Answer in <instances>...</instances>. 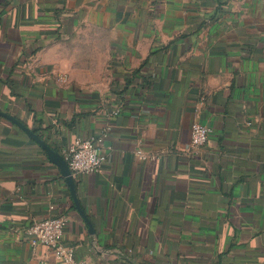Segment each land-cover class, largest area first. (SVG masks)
<instances>
[{"label":"crops","instance_id":"0c3cea01","mask_svg":"<svg viewBox=\"0 0 264 264\" xmlns=\"http://www.w3.org/2000/svg\"><path fill=\"white\" fill-rule=\"evenodd\" d=\"M0 111L62 158L110 127L102 173L73 178L91 236L0 117V264H61L24 234L58 216L90 264H264V0H0Z\"/></svg>","mask_w":264,"mask_h":264},{"label":"built area","instance_id":"2783aa9c","mask_svg":"<svg viewBox=\"0 0 264 264\" xmlns=\"http://www.w3.org/2000/svg\"><path fill=\"white\" fill-rule=\"evenodd\" d=\"M58 81L65 84L67 80L63 76L58 78ZM120 109V104H114L108 119L117 117ZM109 130L110 127L106 126L98 137L77 138L68 145L64 152V160L73 178L102 173L106 156L102 153L101 146ZM210 135L211 130L207 126L193 123L191 126V148L197 149L205 146ZM136 153L141 160L149 158L140 150ZM50 209L53 207L51 206ZM66 225L67 220L63 216L48 217L31 223L25 229L24 234L32 247L42 245L51 249L55 260L61 264H90L86 260L78 259L73 249L63 245L62 237Z\"/></svg>","mask_w":264,"mask_h":264},{"label":"water","instance_id":"95a60500","mask_svg":"<svg viewBox=\"0 0 264 264\" xmlns=\"http://www.w3.org/2000/svg\"><path fill=\"white\" fill-rule=\"evenodd\" d=\"M0 117L4 118L5 120L9 121L10 123L14 124L17 126L20 130H22L26 136L35 142L38 146H40L47 154L49 160L54 163L58 168L60 169V172L62 176L64 177L67 186L70 191L71 198L73 200L74 206L78 214L81 216L85 224L88 226L89 234L92 236L94 235V229L92 227V224L88 217L85 215V213L82 211L76 191H75V186H74V179L68 169V166L61 156H59L54 150L50 148L42 139H40L36 134H34L27 126H25L22 122L19 120L15 119L14 117L0 111Z\"/></svg>","mask_w":264,"mask_h":264},{"label":"trees","instance_id":"16d2710c","mask_svg":"<svg viewBox=\"0 0 264 264\" xmlns=\"http://www.w3.org/2000/svg\"><path fill=\"white\" fill-rule=\"evenodd\" d=\"M117 95H119V94H117ZM121 96V95H120ZM119 102H120V98H119V96H117V97H115V104H119ZM30 225V224H29ZM127 264H129V263H127Z\"/></svg>","mask_w":264,"mask_h":264}]
</instances>
